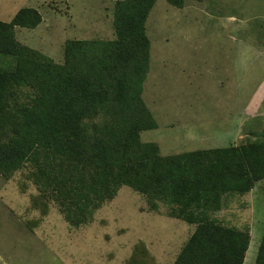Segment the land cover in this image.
I'll return each mask as SVG.
<instances>
[{
  "label": "trees",
  "instance_id": "1",
  "mask_svg": "<svg viewBox=\"0 0 264 264\" xmlns=\"http://www.w3.org/2000/svg\"><path fill=\"white\" fill-rule=\"evenodd\" d=\"M166 1L179 9L188 2ZM156 3L116 0L112 38L69 39L59 61L17 38V29L43 23L38 9L0 21V55L12 59L0 67V176L29 196L19 217L30 231L54 211L68 228L90 225L126 186L146 210L194 226L173 264H244L251 227L224 211L235 200L245 209L240 200L264 180V132L175 155L142 141V132L158 128L143 97ZM125 264L157 262L139 242ZM255 264H264V232Z\"/></svg>",
  "mask_w": 264,
  "mask_h": 264
},
{
  "label": "rangeland",
  "instance_id": "2",
  "mask_svg": "<svg viewBox=\"0 0 264 264\" xmlns=\"http://www.w3.org/2000/svg\"><path fill=\"white\" fill-rule=\"evenodd\" d=\"M115 1L0 0V21L22 7L38 9L43 23L17 29V38L59 61L69 39L112 38ZM147 34L152 53L143 97L158 128L142 132V141L175 155L229 147L264 132V0H188L181 9L157 0ZM9 61L0 55V67ZM240 202L245 209L235 200L224 218L251 227L244 264H255L264 232V180ZM28 207L29 196L0 176V264H125L139 242L157 264H173L194 231L165 211L146 210L126 186L79 229L68 228L54 211L30 231L19 217Z\"/></svg>",
  "mask_w": 264,
  "mask_h": 264
},
{
  "label": "clouds",
  "instance_id": "3",
  "mask_svg": "<svg viewBox=\"0 0 264 264\" xmlns=\"http://www.w3.org/2000/svg\"><path fill=\"white\" fill-rule=\"evenodd\" d=\"M247 256V255H246Z\"/></svg>",
  "mask_w": 264,
  "mask_h": 264
}]
</instances>
